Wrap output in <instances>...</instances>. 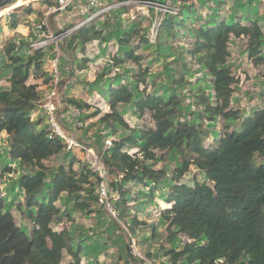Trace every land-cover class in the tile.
I'll return each instance as SVG.
<instances>
[{"label": "trees", "instance_id": "16d2710c", "mask_svg": "<svg viewBox=\"0 0 264 264\" xmlns=\"http://www.w3.org/2000/svg\"><path fill=\"white\" fill-rule=\"evenodd\" d=\"M42 2L53 5L52 0ZM227 2L173 0L180 12L164 19L155 44L149 41L146 18L137 16L123 23L122 16L129 7L122 6L106 14L100 23H84L60 45L63 58L72 68L85 67L77 56L87 52L89 43L108 40L116 42L123 62L137 65L138 73L128 83L114 85L118 81L105 80L106 72L102 71L90 84L94 86L89 89L91 94L102 92L104 87L108 112L72 98L66 102L77 111H90L83 120L98 118L89 130L100 125L108 132L105 136L120 133L103 153V162L111 190L117 193L118 221L129 232L134 233L141 224L129 207L131 185L146 188L152 200L170 182L164 196L170 207L160 216L169 243L174 244L179 235L187 238L180 249L172 246L168 250L172 264H264V106L246 116L233 109L238 79L230 65L229 48L232 38H242L247 57L264 66V15L259 13L262 0H232L228 10ZM27 12L34 10L29 7ZM78 20L81 23L84 17ZM8 25L9 30L19 25L15 12ZM182 28L188 29L193 39L187 55L199 66L194 73L201 76L194 82L186 78L188 64L181 55L176 61H167L172 56L168 40ZM34 40L5 35L1 42L0 78L6 76L11 86L0 89V134L6 133L7 157L16 164L15 169L5 167V171H19L13 199H21L15 207L30 228L26 231L17 225L9 204L0 195V264H81L85 242L80 240L74 247L75 232L63 225L55 228L63 224L64 218L73 221L75 211L88 215L95 211L102 219L105 211L96 204L98 180L80 151H66L61 139L48 138V124L31 119L39 104L43 106L38 85L31 80L43 79L44 84L54 88L55 78L45 68L47 52L31 48ZM151 49L163 60L146 62ZM155 62L163 69L151 73ZM70 70L68 76L73 73ZM148 85L155 88V93H146ZM130 104L138 118L149 112L153 126L129 128L120 107ZM218 121L224 123L220 132L214 127ZM105 136H97L94 147L98 152L103 150V143H97ZM208 139L212 144L206 147ZM61 153L66 155L64 161L56 167L46 165ZM170 154L177 157V163L167 180ZM191 165L204 174V180L188 185L182 178ZM62 194L72 200L70 210L57 205ZM119 222L111 219L109 223L119 239L116 243L121 244L119 258L122 264H136L129 242L118 235ZM65 255L69 256L66 263Z\"/></svg>", "mask_w": 264, "mask_h": 264}, {"label": "rangeland", "instance_id": "374dc122", "mask_svg": "<svg viewBox=\"0 0 264 264\" xmlns=\"http://www.w3.org/2000/svg\"><path fill=\"white\" fill-rule=\"evenodd\" d=\"M191 1L197 3L198 0ZM114 3H116V0H101V5H105V7ZM231 3L232 0H228L226 4L227 10L231 7ZM29 7L34 9V12L31 14L27 12ZM48 8L49 7L44 4L42 0H18L14 5L2 9L0 11V50L1 42L5 35L10 37L20 35L32 41L34 36L31 25L42 24V22L45 21V18H47V29L53 37H56L59 33L66 32L64 31L65 27L72 23H75L73 28L80 24L78 20L81 16L79 5L74 4L62 12H56L46 17ZM101 8L102 7L99 9ZM134 8L132 6V10L129 9V12L122 16L123 23L126 24L127 19L130 22L137 18ZM116 9L108 10L98 15L92 13V16L94 17L89 22L96 21L97 23H100L104 20L106 14L115 11ZM13 12L16 13V21L19 25L16 29L9 30L8 24ZM259 13L264 15V0L259 4ZM144 24L149 28L151 24L150 18H147V20L144 21ZM194 25L197 27V24ZM176 33L178 34H176L173 39L168 40L169 45L172 47L168 53L172 56L168 58L167 61H176L177 56L181 55V58H183L185 63L188 64V75H186V78L194 82L196 78H200L201 76L200 74L194 73L199 66L194 64L187 55V51L191 49L193 39L191 38L188 29H177ZM242 41V38H232L229 44L231 51L230 65L232 66L233 74L238 79V83L234 87L235 89L232 96V107L234 110H239L242 116H246L258 107L264 106V66L254 64L252 60L247 57L242 48ZM60 43L61 42L57 43L59 46L56 49V43H52L51 37L48 36V45L46 49H44V51L47 52L45 68L49 73H54L55 70L52 68L49 61L57 56V74L56 78H53L54 88L44 84L43 79L36 81L31 80V83H36L38 85L37 87L43 105L47 102L49 94L53 93L52 102L55 107L53 115L59 126L66 133L84 143L87 148L98 152L99 150L94 147L95 141H97L98 138L97 136L98 134L105 136L108 133L107 130L100 125L89 130V125L96 123L98 118L83 120V115H87L90 111H85L84 109H82V111H77V109L66 102V99L72 98L84 101L92 107L100 109L102 113H106L109 111V108L103 94L104 87L102 92H99L98 90L91 94L89 89L94 88V86L90 84L98 79V75L102 71L106 72V76L104 77L105 80L112 81L113 83L118 81L114 85L128 83L130 82V77H135L137 75L138 67L132 61L123 62L122 54L120 53L116 42L114 40H108L106 42L93 41L89 43L87 52L84 55L78 54L77 56L78 60H81V62L84 61L85 67L79 69L77 65H74L72 68L66 63V58H63L62 56ZM155 43L156 40L153 44ZM149 55L150 56L145 60L146 62L155 59L160 61L163 60L162 56L158 55L154 49L149 51ZM144 66L146 65L144 64ZM70 68L73 69V73L68 76L66 72L71 71ZM162 69L161 63L155 62L151 65L150 71L151 73H155L161 72ZM162 79L164 80L163 77ZM10 86L11 82L8 81L6 76L0 78V89H6ZM140 89H143L142 85H140ZM155 91V88L151 87V85H148L146 88V93H155ZM43 107L44 106L39 104L38 108L31 113V119L33 121L41 119L42 124L47 125L49 114ZM120 111L129 128L140 129L144 126H153L151 114L147 112L142 118H138L135 114L136 110L133 107V104L122 105ZM214 127L217 132H220L224 127V123L218 121ZM119 135L120 133L112 137L105 136L106 138L101 140L100 143H97V145H102L103 143L101 148L103 149L105 141L109 140L113 142L119 138ZM7 143L8 138L6 133H1L0 195L1 197H4L7 204H9V208L15 217L17 225L23 227L26 231H29L30 224L22 219V216L15 207L21 199H13V195H16L17 193V189H13V187L19 175V171L12 173L5 171V167H12L15 169L16 166V164L11 162L7 157ZM211 144L212 139H208L205 142L206 147ZM134 151L135 149L129 150L130 153H133ZM65 157V153H61L56 158L45 163L47 166L56 167L64 161ZM83 159L85 160V158ZM176 163L177 157L170 154V160L166 161V169L168 173L167 180L170 179L171 172L176 166ZM195 180H204V174L191 165L188 173L182 178V182L192 185ZM169 183L167 181L161 191L158 192L152 200L148 198L146 188L143 186L131 185L132 195L130 197L131 201L129 207L133 213H136L138 221L141 224L136 228L134 233H131L127 231L126 226L120 223V229L118 228L120 233H118V235L122 239L126 238V242H129L130 237L134 239L137 253L140 254V258L132 255L133 258L138 260L135 262L136 264H172L170 261V255L167 254L168 250L171 249L172 246L178 250L182 247V244L187 241L185 236L179 235L174 244L169 243L167 233L165 232V223L160 216L161 211L170 207V205L164 201V196L167 192V185ZM57 205L62 207V209L70 210L72 208V200L67 197L66 194H62ZM100 215L101 214H97L95 211L89 215L75 211L72 215L74 217L73 221H67L64 218L63 224L61 223L55 229H61L63 225V227L74 231V237L76 239L73 241L74 247H76L77 242L80 240L85 242L81 264H95L96 262L99 264H122L123 260L119 258L122 254V251L119 250L121 244L116 243L119 239L115 237L113 234L115 229L109 224L111 218L107 215L106 211L103 215L104 219H102ZM137 253L135 254L137 255ZM68 261L69 256L65 255L64 262L66 263ZM176 264H180V262H177Z\"/></svg>", "mask_w": 264, "mask_h": 264}, {"label": "built area", "instance_id": "2783aa9c", "mask_svg": "<svg viewBox=\"0 0 264 264\" xmlns=\"http://www.w3.org/2000/svg\"><path fill=\"white\" fill-rule=\"evenodd\" d=\"M40 1V0H36ZM75 2L83 3L80 7V14L84 17V20L78 24L74 30L86 22H89L93 19L92 13L98 15L108 10H113L122 6L129 7L132 10V6L136 11L137 16H142L144 18H150L151 24L148 28V37L149 41L153 43L157 36L159 29L161 27L162 22L167 16L176 17L180 12V8L173 3V0H125L123 2H116L112 5L105 7V5H101V0H53V5L48 6V12L46 13V17L50 14H54L56 12H62L66 10L68 7L72 6ZM102 7L101 9H99ZM42 24L31 25L33 36L35 40L30 45L33 50H44L47 47V39L48 36L51 37L52 43H56V49L58 48V42H61L60 45L63 44L65 37L70 34L72 30L66 31L64 33H59L56 37L51 36L49 30L47 29V18ZM52 68L54 70V75L56 78L57 69L56 62L57 56L53 57V60L49 61ZM53 93L49 94L48 100L43 105L45 110L48 111L49 119H48V128L49 134L48 138H59L62 140V143L65 147L66 151H80L82 156V160L86 162L88 169L91 170L98 180V184L95 189L96 196V204L98 207H102L104 211H106L107 215L112 219L118 221V212L115 208V202L117 200V193L111 190L110 178L108 175L107 168L103 162V153L111 146V141H105V146L101 152L93 151L86 147L84 143H82L77 138L72 135L66 133L56 122L54 118L55 107L52 102ZM84 156V157H83ZM85 158V160L83 159ZM120 223V222H119ZM128 231V230H127ZM129 251L134 257H139L140 254L137 253L136 244L132 237L129 239ZM137 253V255L135 254Z\"/></svg>", "mask_w": 264, "mask_h": 264}, {"label": "water", "instance_id": "95a60500", "mask_svg": "<svg viewBox=\"0 0 264 264\" xmlns=\"http://www.w3.org/2000/svg\"><path fill=\"white\" fill-rule=\"evenodd\" d=\"M14 0H0V11L9 6Z\"/></svg>", "mask_w": 264, "mask_h": 264}, {"label": "bare ground", "instance_id": "6f19581e", "mask_svg": "<svg viewBox=\"0 0 264 264\" xmlns=\"http://www.w3.org/2000/svg\"><path fill=\"white\" fill-rule=\"evenodd\" d=\"M2 14V13H1Z\"/></svg>", "mask_w": 264, "mask_h": 264}, {"label": "crops", "instance_id": "0c3cea01", "mask_svg": "<svg viewBox=\"0 0 264 264\" xmlns=\"http://www.w3.org/2000/svg\"><path fill=\"white\" fill-rule=\"evenodd\" d=\"M34 10V9H33Z\"/></svg>", "mask_w": 264, "mask_h": 264}]
</instances>
